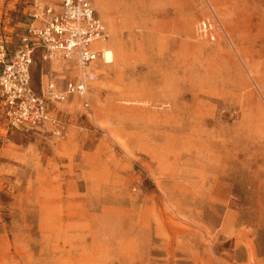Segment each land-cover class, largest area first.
Instances as JSON below:
<instances>
[{
	"label": "rangeland",
	"instance_id": "1",
	"mask_svg": "<svg viewBox=\"0 0 264 264\" xmlns=\"http://www.w3.org/2000/svg\"><path fill=\"white\" fill-rule=\"evenodd\" d=\"M89 1L87 99L34 128L0 101V264H264V0ZM32 4L0 0L12 49ZM75 75L40 50L31 89Z\"/></svg>",
	"mask_w": 264,
	"mask_h": 264
},
{
	"label": "built area",
	"instance_id": "2",
	"mask_svg": "<svg viewBox=\"0 0 264 264\" xmlns=\"http://www.w3.org/2000/svg\"><path fill=\"white\" fill-rule=\"evenodd\" d=\"M31 23L21 45L12 49L0 35V101L14 126H56L50 105L31 89V68L36 48L46 54H61L78 66V76L59 92L49 84V98L64 101L69 96L87 99L88 86L95 79L94 65L104 57L95 47L110 34L89 0H62L59 6L33 0ZM88 106V103H85Z\"/></svg>",
	"mask_w": 264,
	"mask_h": 264
},
{
	"label": "crops",
	"instance_id": "3",
	"mask_svg": "<svg viewBox=\"0 0 264 264\" xmlns=\"http://www.w3.org/2000/svg\"><path fill=\"white\" fill-rule=\"evenodd\" d=\"M95 47L96 48H98V49H101V50H103V52H104V50H105V48H102V44H97V45H95ZM40 50H42L41 48H36V50H35V53H34V57H33V63H34V58H35V55H36V53L38 52V51H40ZM43 51V50H42ZM60 56H62L61 54H59ZM64 57V56H63ZM65 58V57H64ZM69 62L70 63H73L74 65H75V70H76V75L75 76H73V77H69V78H67V79H65L64 80V83L63 84H61V85H64L63 87H62V89H60L57 85H60L58 82H57V80L56 79H48L47 80V83H46V85H47V94H48V96L47 97H45V95H39V94H37V95H39V96H42V97H44L45 99H46V101L48 102V104L50 105V109H51V104H54V101H52L50 98H49V84L50 83H54L55 84V89L57 90V91H59V92H62V91H64L65 89H66V84H67V82L68 81H71V80H73V79H75L77 76H78V66H77V63L75 62V61H70L69 60ZM32 80V79H31ZM31 85H32V81H31ZM43 85H44V83H43ZM76 96V95H75ZM51 113L53 114V116L54 117H56L57 115L55 114V112H53V110L51 109ZM56 118H58V117H56Z\"/></svg>",
	"mask_w": 264,
	"mask_h": 264
},
{
	"label": "bare ground",
	"instance_id": "4",
	"mask_svg": "<svg viewBox=\"0 0 264 264\" xmlns=\"http://www.w3.org/2000/svg\"><path fill=\"white\" fill-rule=\"evenodd\" d=\"M104 57L106 62L110 63L112 59V52L109 50H104Z\"/></svg>",
	"mask_w": 264,
	"mask_h": 264
}]
</instances>
